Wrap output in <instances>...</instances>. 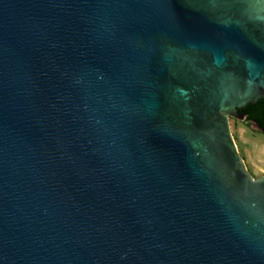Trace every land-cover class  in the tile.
<instances>
[{"label": "water", "instance_id": "1", "mask_svg": "<svg viewBox=\"0 0 264 264\" xmlns=\"http://www.w3.org/2000/svg\"><path fill=\"white\" fill-rule=\"evenodd\" d=\"M264 0H0V264H264Z\"/></svg>", "mask_w": 264, "mask_h": 264}, {"label": "rangeland", "instance_id": "2", "mask_svg": "<svg viewBox=\"0 0 264 264\" xmlns=\"http://www.w3.org/2000/svg\"><path fill=\"white\" fill-rule=\"evenodd\" d=\"M230 128L238 152L253 177L264 175V132L240 118L230 117Z\"/></svg>", "mask_w": 264, "mask_h": 264}, {"label": "trees", "instance_id": "3", "mask_svg": "<svg viewBox=\"0 0 264 264\" xmlns=\"http://www.w3.org/2000/svg\"><path fill=\"white\" fill-rule=\"evenodd\" d=\"M262 132H264V131L262 130Z\"/></svg>", "mask_w": 264, "mask_h": 264}]
</instances>
